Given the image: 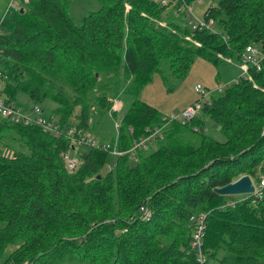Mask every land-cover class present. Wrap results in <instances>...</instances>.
I'll use <instances>...</instances> for the list:
<instances>
[{"label": "trees", "instance_id": "obj_1", "mask_svg": "<svg viewBox=\"0 0 264 264\" xmlns=\"http://www.w3.org/2000/svg\"><path fill=\"white\" fill-rule=\"evenodd\" d=\"M96 1L78 22L70 0L21 2L0 22V96L48 109L64 130L55 138L0 117V264H196L199 251L215 264H264V67L228 82L191 119L168 123L136 159L81 144L69 171L62 155L73 148L65 132L88 135L97 115L118 120L111 143L117 136L120 151L161 126L164 115L141 98L154 73L172 86L197 58L216 65L264 47V0L207 7L220 30L159 25L161 0ZM194 1L176 0V11ZM208 119L223 140L205 133ZM242 175L255 180L253 194L214 190ZM200 214L199 250L191 217Z\"/></svg>", "mask_w": 264, "mask_h": 264}, {"label": "rangeland", "instance_id": "obj_2", "mask_svg": "<svg viewBox=\"0 0 264 264\" xmlns=\"http://www.w3.org/2000/svg\"><path fill=\"white\" fill-rule=\"evenodd\" d=\"M9 1L10 0H0V17L5 11ZM164 1L166 3V8L162 17L157 22L159 25L166 24L168 20H173L180 25L186 24L192 27L189 20L194 18L195 20L204 19L203 14L206 8L216 5L219 0H197L192 2L188 8L183 5L180 12L176 11V0ZM98 7L99 2L96 0H70L69 11L74 20L78 22L84 14ZM190 8L191 13L189 12ZM183 13H185V20L183 18ZM212 27L216 30H220L216 23H214ZM242 67L244 68L245 64L236 60L227 59L224 62L214 65L202 58H197L186 76L175 81L173 78H170L169 84L172 86L163 83L161 76L154 73L152 80L142 89L141 98L148 104L157 108L164 116L170 115L171 113L178 114V112L190 106L192 103L199 102L200 105H203V103L207 102L210 96L216 92L218 84L225 85L232 77L237 78L240 76ZM196 85H200L202 89L207 92V95L202 96L200 93H197L194 89ZM116 101L120 102V106L116 111L121 112L125 102L122 99ZM48 114L47 109L45 115ZM97 120L98 115L94 116V120H92L91 123L92 132H88V135L98 139L103 138L106 142H110L112 136L115 134V123L118 120H113L114 123H112V120L109 118L99 119V122H97ZM204 131L217 140H223V136L219 131V125L213 120L208 119L205 121ZM156 147L157 144L155 142L151 143L145 149V153L152 151ZM73 155L74 153L71 154V156ZM133 162L134 161H132V163ZM104 169L106 170L107 168L105 167ZM253 182L255 183V180H253ZM61 264L92 263L79 260H65ZM207 264H215V261L210 259Z\"/></svg>", "mask_w": 264, "mask_h": 264}, {"label": "built area", "instance_id": "obj_3", "mask_svg": "<svg viewBox=\"0 0 264 264\" xmlns=\"http://www.w3.org/2000/svg\"><path fill=\"white\" fill-rule=\"evenodd\" d=\"M21 2L27 3L29 2V0H10L5 8L3 15L0 17V22L3 19V16L5 15L6 12H8L10 9L19 8ZM164 3L165 1L162 0V4ZM184 6L186 8L189 7V5L187 4H185ZM189 12L191 13V8L189 9ZM194 20L195 18L191 19L190 21V24L193 28H199V29L213 28L212 26L214 22L212 18L197 19L195 21ZM239 62L245 64V67L241 68L240 76L247 74V71L250 67L256 70H261L264 67V47L257 45H247L241 53ZM0 77H1V71H0ZM237 78H235L232 81H237ZM225 85L218 84L216 91H221L225 87ZM194 89L197 93H200L202 96L207 95V92L204 91L200 85H196ZM119 106H120V102L115 101L113 108L117 110ZM200 108H201L200 103L196 102V103H192L190 106L178 112V114L171 113L170 115L163 116L162 117L163 124L161 126H157L151 129L150 131H148V133L145 136L135 139L133 145L127 151H120L119 149H117L116 146L117 136L112 143L111 141L101 142L96 140L95 137L89 135L86 136L75 135L74 130L69 129L65 133L70 137L72 143L71 146L73 148L66 149L62 154L65 162V166L69 171H74L75 169L78 168L80 159L78 157L77 147L81 144L102 148L103 150L109 151L110 154H112L113 156H120L124 152H128L131 158L136 159V153L140 149L147 148L148 145L156 141L157 137H161L162 130L168 123L172 121H181L183 123L186 120H189L192 117H194L200 111ZM0 117L8 119L13 123H22L24 125L35 124L41 126L46 131L51 132L55 138L61 137V135H63L64 133V130L60 128L59 124L56 121H54L53 119H49L44 115L43 110L39 105H34L30 110H24L22 108L14 106L12 103L7 102L2 96H0ZM115 128L116 129L118 128V122L115 123ZM72 153H74L73 156H71ZM263 183L264 180L262 178L261 184ZM255 191H256V187H255ZM140 212L142 219L149 220L150 210L146 205L140 207ZM191 218L195 223L192 244L197 246L200 250L201 246L203 245V238L206 229L205 216L203 214H200L195 217L192 216ZM196 264H207L206 256L201 251L197 253Z\"/></svg>", "mask_w": 264, "mask_h": 264}, {"label": "water", "instance_id": "obj_4", "mask_svg": "<svg viewBox=\"0 0 264 264\" xmlns=\"http://www.w3.org/2000/svg\"><path fill=\"white\" fill-rule=\"evenodd\" d=\"M214 190L222 195H248L255 192V185L248 175H242L235 181Z\"/></svg>", "mask_w": 264, "mask_h": 264}, {"label": "crops", "instance_id": "obj_5", "mask_svg": "<svg viewBox=\"0 0 264 264\" xmlns=\"http://www.w3.org/2000/svg\"><path fill=\"white\" fill-rule=\"evenodd\" d=\"M1 15H2V14H1ZM234 78H236V77H232L228 82L234 80ZM156 109H157V108H156ZM96 140L101 141V142H106L103 138H102V139H98V138H96Z\"/></svg>", "mask_w": 264, "mask_h": 264}]
</instances>
